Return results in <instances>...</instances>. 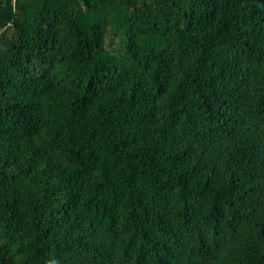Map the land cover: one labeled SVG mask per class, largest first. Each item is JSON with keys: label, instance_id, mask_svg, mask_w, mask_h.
<instances>
[{"label": "trees", "instance_id": "trees-1", "mask_svg": "<svg viewBox=\"0 0 264 264\" xmlns=\"http://www.w3.org/2000/svg\"><path fill=\"white\" fill-rule=\"evenodd\" d=\"M0 264H264V0H0Z\"/></svg>", "mask_w": 264, "mask_h": 264}]
</instances>
